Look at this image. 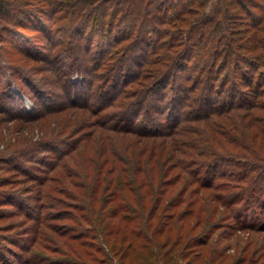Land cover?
<instances>
[{
	"label": "trees",
	"instance_id": "16d2710c",
	"mask_svg": "<svg viewBox=\"0 0 264 264\" xmlns=\"http://www.w3.org/2000/svg\"><path fill=\"white\" fill-rule=\"evenodd\" d=\"M0 17L50 48L14 46L10 76L31 88L45 60L66 89L15 112L42 119L30 146L53 161L4 158L42 208L1 264H264V0H0Z\"/></svg>",
	"mask_w": 264,
	"mask_h": 264
},
{
	"label": "rangeland",
	"instance_id": "374dc122",
	"mask_svg": "<svg viewBox=\"0 0 264 264\" xmlns=\"http://www.w3.org/2000/svg\"><path fill=\"white\" fill-rule=\"evenodd\" d=\"M16 3L18 7L20 1ZM8 25L17 27L16 22L11 20L6 22L0 17V48L2 51V54H0V86L2 82H4L3 86H1L3 88L0 91V95L3 100H6V103L9 97L14 99L12 102L13 104L11 102L9 103L12 104V109L7 111L13 113L6 115L5 112L0 109V178H8V180H13L14 182L0 185V250L4 249V251L7 252V248H11L12 250H20L21 252L22 249L19 245H23L29 241V233H25V231L31 229L34 225V220L30 218L32 216L31 214L37 215L39 213L40 208H42V202L38 199V194L36 193V189H38L39 186L34 185L28 177L18 174L13 165H6L8 161H6L7 159L4 161V158L7 156L9 159L11 154V156L15 155L14 161L18 162L20 160L21 165L29 166L32 171L35 169L37 174H43L44 171H41L39 166L47 168V165L53 161V153L49 149H41L36 152L33 149L34 147L30 146L33 145L34 142L35 146H37L41 141L40 137L42 131L40 128L38 129V125L41 123L42 119L32 122L18 115L16 116L15 112L21 111V114L29 115L37 112L40 108H44L48 104L57 105L64 100L62 97L64 93H66V89L65 87H58L59 85L56 87V77L48 73V71L45 72V70L39 69L41 66L45 65V60L37 63L36 69L31 71L32 74H35L38 78L37 82L33 84L31 88L21 79L20 81L19 79L15 80L16 77L13 78L10 76L21 74V71L13 72L11 69L7 68V66H9V60L17 56L14 46L24 44V42L28 41L29 46L39 50L38 53L49 50L50 48H48V41L42 30L36 32L30 28L22 29L18 27L17 30L12 29L5 31V26ZM16 32L18 33L17 35ZM85 45L84 43L83 47H85ZM63 56L62 60L58 61V64H60V62L64 63L69 59L65 57L67 56L65 53ZM54 62H51L49 66L57 64V61ZM82 79L81 74L74 73L71 82L78 83L82 81ZM41 82H45V84L42 85L44 87H41L37 94L34 93L32 89L37 87V84H41ZM17 84L22 85V87H19ZM89 104L96 106V103L93 101H90ZM72 110L73 109H69L67 115L71 117L76 115L78 120L81 117L80 113L82 110L79 108L74 111ZM92 116L94 118L95 115ZM78 125L79 123L75 126L77 127ZM52 126L53 124H51V127ZM64 147L65 145L60 146L59 151L63 150ZM25 148H30V150H25L23 153L24 156H22L21 152H23ZM18 151L20 153H18ZM29 156H34V161L26 163L25 161L30 158ZM42 160H44L43 163L41 162ZM50 222L53 224L56 222L63 226L65 221L54 220ZM217 233L220 235L223 234L221 230L217 231ZM235 240L236 238L232 236L225 239L222 244H226L227 242L233 244L236 242ZM232 251V249H229V252ZM1 252H3V250H1Z\"/></svg>",
	"mask_w": 264,
	"mask_h": 264
}]
</instances>
